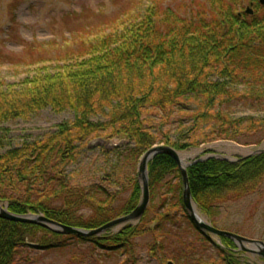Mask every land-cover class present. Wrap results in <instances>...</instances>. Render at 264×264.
Here are the masks:
<instances>
[{
	"label": "trees",
	"instance_id": "1",
	"mask_svg": "<svg viewBox=\"0 0 264 264\" xmlns=\"http://www.w3.org/2000/svg\"><path fill=\"white\" fill-rule=\"evenodd\" d=\"M136 2L135 11L119 8L106 27L64 39L67 47L80 44L81 54L49 59L53 67L38 64L13 84L0 80V202L11 213L43 214L66 226L95 229L137 205V174L116 180L117 172L133 166L153 145L186 151L218 140L244 146H258L264 140V5L258 0H179L171 9L161 0ZM246 3L251 14L246 13ZM191 99L194 107L179 122L176 137L161 124L147 125L148 114L167 121L176 107ZM236 105L252 114L234 115L231 107ZM46 108L71 112L73 118L42 137L10 143L5 123L27 120ZM185 127L192 136L183 135ZM94 138L126 141L123 150L102 151L104 158L115 156L102 181L121 185L117 192L95 182L71 181L82 144ZM186 172L193 201L213 224L220 205L260 189L264 153L238 163L210 158L191 164ZM147 174L151 197L166 186L160 203L162 208L167 205L163 212L154 207L147 219L146 209L135 225L89 238L0 218V264H27L32 251L51 252L75 242L107 255L123 253L131 261L134 239L146 234L153 237L149 251L160 264L169 260L217 264L194 257L197 246L183 241L191 231L199 248H215L220 264H250L230 239L220 237L221 248L193 225L182 204L180 173L171 157L157 154L148 163ZM170 178L177 179L175 186ZM168 192L175 201L168 200ZM121 193L128 195L115 205ZM84 210L91 214L84 217ZM172 245L181 248L176 251Z\"/></svg>",
	"mask_w": 264,
	"mask_h": 264
},
{
	"label": "rangeland",
	"instance_id": "2",
	"mask_svg": "<svg viewBox=\"0 0 264 264\" xmlns=\"http://www.w3.org/2000/svg\"><path fill=\"white\" fill-rule=\"evenodd\" d=\"M177 2L175 0H161V5L173 9L178 6ZM136 4V0H0V80L13 84L26 77L38 64L45 63L48 64V67H53L54 64H49V59L68 58L69 56H66L68 52L81 54L83 48L80 44L67 47L63 43L64 39L69 35L83 36L87 33L86 30L94 31L96 27L99 29L103 26L106 27L119 8L133 11L137 9L138 5ZM245 6L249 7L248 3ZM29 64L32 65L28 66ZM193 105V99L180 104L174 109L172 117L167 121L159 118L155 113H150L147 115V125L156 127L161 124L163 131L168 132L174 138L178 135L179 122L185 121L186 113L194 107ZM231 110L236 116L252 114L250 110L240 105L232 106ZM261 113L264 116V111ZM72 118L71 112L54 113L50 108H46L27 120L11 121L5 123L3 127L9 131L10 143L17 145L23 140H33L36 137L49 134L55 130L57 125L69 122ZM187 129V127L182 129L183 135L192 136V133L188 132ZM96 139L99 138H94L91 141ZM91 141L85 142L80 148L77 166L73 167L76 171L72 175V183L87 185L95 182L105 187L110 193L117 192L121 189V185L109 180L102 181L110 170L111 164L115 162V156L110 153L108 157L104 158L102 151L113 147L123 150L126 141L119 138L110 141L100 139L98 144L90 147ZM220 141L223 140L212 143ZM209 144L211 143L200 144L197 147L181 151V153L187 158L195 159L202 156V151ZM214 149L217 150L216 153L233 156V153H224L225 148L223 146ZM137 162L138 160L133 166L127 165L122 168L121 173L117 169L116 180L121 179L124 175H134ZM170 181L174 186L177 183L175 178H170ZM165 190L166 186L158 191L155 190L153 197L149 194V204L146 208L148 210L147 219L152 218L154 207H158L159 212H163L167 207L166 204L163 208L160 206ZM175 193L177 194V191ZM127 195L128 193L117 195L114 204H121ZM167 197L171 202L175 201V197L170 192H168ZM217 211L218 213L213 219L214 223H211L217 229L264 241V182L256 193L220 205ZM90 214L91 212L87 210L82 211L84 217ZM150 225L153 226L154 224ZM121 228L112 229L109 233L118 232ZM186 236L183 241L190 243L191 240L198 248L194 257L204 262L221 263V257L214 247L207 246L205 249L198 247L200 245L196 241L195 232L186 233ZM212 239L217 241L215 237ZM152 242L153 237L150 234L135 238L134 260L131 261H128L127 255L123 253L113 252L111 255H107L102 249H92L88 243L75 242L68 244L63 249L51 252L32 251L30 252L31 261L27 264H160L150 254L148 246ZM172 247L174 249L181 248V246L175 245ZM174 249H172L173 252H175ZM243 256L250 264H264V261L256 255L244 254Z\"/></svg>",
	"mask_w": 264,
	"mask_h": 264
},
{
	"label": "water",
	"instance_id": "3",
	"mask_svg": "<svg viewBox=\"0 0 264 264\" xmlns=\"http://www.w3.org/2000/svg\"><path fill=\"white\" fill-rule=\"evenodd\" d=\"M258 2L261 5H264V0H258ZM246 13L247 14L252 13L250 7L246 8ZM99 142L100 139L93 140L89 143V146L91 147L95 144H98ZM219 146L225 147L224 153H233V156L216 153L217 150L214 148ZM202 152H203L202 156L195 159H191V158H187L180 151H177L172 147L166 145L160 144V145H153L152 147H150L139 157L137 162L136 174H137V181L140 186V198L137 205L127 215L112 219L111 221L95 229H83V228L66 226L45 217L43 214L11 213L10 211H8L7 205L3 204L2 202H0V218L13 222L38 225L58 234L75 235L85 238L99 237L104 233L108 232L109 230L116 229L118 227H123L127 224L129 225L135 224L140 220V218L144 214L149 204L147 165L157 154H165L171 157L177 164L181 178L182 204L189 219L196 227V229H198L201 233L206 234L210 238L215 237L217 239V241H215L216 244L221 248L222 246L220 244L219 238L225 237L227 239H230L234 243L236 247L235 251H239L244 254L256 255L257 257H259L264 261V241L246 238L244 236L229 231L217 229L210 223V221H208V219L204 215L200 213L195 202L192 199V195L188 184L187 172H186V168L191 164L195 162H201L210 158L220 161H226L228 163H238L249 157L262 154L264 153V140L258 146L255 145L243 146V145H238L232 141H220L209 144ZM166 264H174V263L169 260L166 262Z\"/></svg>",
	"mask_w": 264,
	"mask_h": 264
},
{
	"label": "bare ground",
	"instance_id": "4",
	"mask_svg": "<svg viewBox=\"0 0 264 264\" xmlns=\"http://www.w3.org/2000/svg\"><path fill=\"white\" fill-rule=\"evenodd\" d=\"M225 148V147H224Z\"/></svg>",
	"mask_w": 264,
	"mask_h": 264
}]
</instances>
